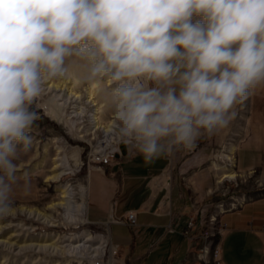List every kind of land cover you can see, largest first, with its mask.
<instances>
[{
    "label": "clouds",
    "instance_id": "clouds-1",
    "mask_svg": "<svg viewBox=\"0 0 264 264\" xmlns=\"http://www.w3.org/2000/svg\"><path fill=\"white\" fill-rule=\"evenodd\" d=\"M73 57L111 82L117 136L150 164L226 128L264 83V0H0V217L31 106Z\"/></svg>",
    "mask_w": 264,
    "mask_h": 264
},
{
    "label": "rangeland",
    "instance_id": "rangeland-1",
    "mask_svg": "<svg viewBox=\"0 0 264 264\" xmlns=\"http://www.w3.org/2000/svg\"><path fill=\"white\" fill-rule=\"evenodd\" d=\"M66 63L69 68L85 62L73 57ZM82 79L83 83H87V78L82 77ZM44 93L45 91H42V95L31 106L38 118L30 131L31 144L27 152L22 153L17 162L19 170L17 182L13 186L12 207L13 209H18L21 206L44 209L52 201L58 200L61 187H68L72 194L73 205H86L87 203L86 216L88 218V201L92 196L91 180L95 173L99 172L94 169L97 168V165L91 161V153L98 149L96 145L103 138L100 135V138L91 142V138L82 137L83 134L79 130L89 127L88 115L93 109L88 107L89 111L81 115L84 117L78 116V118L74 116L73 105L67 104L61 108L60 112L65 117L60 119L47 107V105L53 104L57 109V101H53L51 95ZM252 104L250 94L247 99L236 105L240 112L235 113L226 128L212 135L201 136L190 148H173L170 153L155 159L150 164H145L142 156L130 145L126 147V154H123L124 142L119 140L114 148H120L121 152L101 173L106 177H118V174L124 170L129 176L149 175L147 182L153 180L154 177H161L158 181L151 183V187L155 184L157 189L162 187L163 178H170L169 184L177 181L179 186L186 185L193 201L198 200L200 203L206 204L207 215L215 214L219 207L227 212L234 211L232 209L234 204L240 202L244 204L263 196L264 179L261 182V168L247 170L237 162V167L235 163L234 170L238 176L235 179L227 178L218 183V171L214 169L212 162L224 164L218 159L222 150L231 143L238 147L249 138L252 133L251 114H249ZM84 106L86 105L84 104ZM110 115L105 112L101 118L107 121ZM68 118L76 121L74 129H71L70 124L66 123L65 120ZM86 131H91V128ZM98 132L102 131L98 130L96 135L93 133L90 135L96 137ZM111 133L116 135L117 130ZM58 150H61L59 154L62 157L60 171L63 172V176L59 182H55L48 180V177L52 174L53 159L58 156ZM235 158L237 159L236 154ZM162 161H164L165 169L159 171L163 165ZM242 173L243 177H240L239 175ZM139 182L134 180L135 184ZM209 189H213V192L209 193ZM134 200L127 194L120 197L117 206L119 215L131 208L135 204ZM240 205L242 204H239L238 207ZM190 210L194 213V208ZM90 211L93 218L102 215L98 204L94 201L90 203ZM191 211L187 214L190 215ZM53 215L56 228L28 219L23 215L16 218L10 214L0 217V227L2 228L0 231V264H96L98 258H104L103 264L130 263L123 257L119 248L115 257H112L110 244L105 248V256L104 252L99 256H93L86 252L78 255H60V253L52 252V249L49 248L40 249L36 245L26 246L27 244L52 242L68 244L71 239H76L74 244L78 242L83 244L86 233H92L96 238L101 237L108 243L110 242L106 234V226L96 224L90 216V224L87 222L81 228H76L75 221L67 219L63 210L59 209ZM112 228L115 240L118 234L127 235L128 233L122 227L113 226Z\"/></svg>",
    "mask_w": 264,
    "mask_h": 264
},
{
    "label": "crops",
    "instance_id": "crops-1",
    "mask_svg": "<svg viewBox=\"0 0 264 264\" xmlns=\"http://www.w3.org/2000/svg\"><path fill=\"white\" fill-rule=\"evenodd\" d=\"M202 19L201 16L192 17L193 23ZM251 99L253 104L249 114H251L252 133L240 146L231 143L225 147L218 159L223 163V155L233 149V159L235 154L237 156V159H234L236 167L238 162L247 170L261 168L262 182L264 179V83L257 85L251 92ZM234 111L240 112L238 106H235ZM162 162L159 171L165 169L164 161ZM211 170L213 172L212 167ZM239 176L243 177V173ZM149 177V175L129 176L124 170L118 174V177H106L105 174L96 172L91 180L92 196L88 201V218L86 203L87 222L91 223L90 216L96 224L105 225L111 245L118 246L129 264H199L196 253L202 243L201 229L188 230L187 219L207 205L198 200L193 201L186 185L179 186L177 181L169 184L170 178H163L162 187L157 189L155 184L151 187V183L161 177H154L147 182ZM134 180L140 182L135 184ZM205 183L204 185H207ZM208 192L212 193L213 189H209ZM126 194L132 200L135 199V204L119 215L117 208L119 198ZM91 201L98 204L102 215L92 217ZM239 204L242 205L238 207ZM239 204H234L232 208L235 209L234 211L221 210L227 212L221 217L227 228L222 236L217 237L222 262L223 264H264V194L261 198ZM193 208L194 213L190 210ZM130 211L137 213L136 227L114 221L125 217ZM189 211H191L190 215L187 214ZM113 226L126 229L127 235L118 234L115 240Z\"/></svg>",
    "mask_w": 264,
    "mask_h": 264
},
{
    "label": "bare ground",
    "instance_id": "bare-ground-1",
    "mask_svg": "<svg viewBox=\"0 0 264 264\" xmlns=\"http://www.w3.org/2000/svg\"><path fill=\"white\" fill-rule=\"evenodd\" d=\"M86 66L84 64H77L74 67H69L68 72L66 75L62 77H57V79H48L43 84V91L44 94L51 95V99L53 101H57V109L54 107L53 104L47 105V107L53 112L58 118L62 119L63 114L60 112L61 108L67 106V104H72L74 109V116L83 118L82 114H85L87 108L93 109L88 115L89 120V127L82 128L79 131L83 134L82 137L91 138L92 140H96L97 138L105 139L106 144L108 146H113L117 143L120 139L118 136L114 135L111 132H116V127L113 121V114L112 108L109 102L108 92L110 88L113 86L110 81L106 78L103 79H87V83H83L82 77L86 78ZM42 95V94H41ZM50 102V101H49ZM84 104L86 106H84ZM46 107V109H47ZM47 111V110H46ZM105 112L110 113L111 115L108 117L107 121H104L101 116L105 114ZM52 115V114H51ZM56 117V118H57ZM78 117V118H79ZM67 124H70L71 129H74L76 124L75 120L72 118H68L65 120ZM83 122V121H82ZM91 128V131H86L87 129ZM101 130L102 132H98L97 136L96 131ZM93 135H90L92 134ZM113 134V135H111ZM101 141V140H100ZM99 141L98 149L95 151L103 150V146ZM125 148V145H123ZM234 148V147H233ZM231 149V148H230ZM233 149H231L230 153L223 155L224 164H220L217 162H213V167L217 173L218 183L222 182L224 179H235L238 174L234 170L235 164L234 159L232 157ZM61 150H58V156L53 159L54 167L51 170L52 174L48 177V180H52L55 182H59L63 176V172L60 171V167L62 165V157L59 156ZM66 160V159H65ZM67 162V161H66ZM96 171L103 172L98 170V168H94ZM74 199V198H73ZM61 209L64 211V216L67 219L74 220L75 224H77L76 228H81L85 223H87L85 217V204H76L73 205L72 203V194L68 187H61L60 189V196L57 201H52L48 204V206L44 209H39L35 207H24L21 206L18 209H13L11 214L15 218L19 215H23L28 219L38 221L42 224H45L49 227H55L57 225L54 224V212H58ZM223 212V211H222ZM63 214V213H62ZM21 225V224H20ZM0 227V231H1ZM86 239L83 244L80 242L74 244L73 242L76 239H71L68 244L58 242L52 243H39V244H27L26 246L36 245L40 249H52V252L60 253V255H78L89 253L93 256H99L101 253L104 252V256L106 255L105 248L109 245L111 256L115 257L117 252V248L112 246L111 243L108 241L103 240V238L99 237L96 238L92 233H86ZM75 240V241H74ZM108 243V244H107ZM37 248V247H36ZM51 252V253H52ZM104 258H98L96 264H103Z\"/></svg>",
    "mask_w": 264,
    "mask_h": 264
},
{
    "label": "built area",
    "instance_id": "built-area-1",
    "mask_svg": "<svg viewBox=\"0 0 264 264\" xmlns=\"http://www.w3.org/2000/svg\"><path fill=\"white\" fill-rule=\"evenodd\" d=\"M103 150L93 151L91 153V161L97 165L98 170L103 171L107 165H110L112 160L121 152L120 148H114L108 146L105 139L101 140ZM126 147L129 145L123 143ZM235 210V209H234ZM207 207L200 209L194 216H190L187 219L188 230L200 228L201 246L196 253V260L199 264H223L220 255L219 243L217 241L218 236H222L224 230L227 228V224L223 223L221 217L227 212H221L219 210L215 214L207 215ZM200 216V217H199ZM137 213L130 211L125 217L114 220L119 224H126L130 227L137 226ZM118 249V246L115 245Z\"/></svg>",
    "mask_w": 264,
    "mask_h": 264
},
{
    "label": "water",
    "instance_id": "water-1",
    "mask_svg": "<svg viewBox=\"0 0 264 264\" xmlns=\"http://www.w3.org/2000/svg\"><path fill=\"white\" fill-rule=\"evenodd\" d=\"M126 151H127L126 146H125V148L122 146V152H123V154H126Z\"/></svg>",
    "mask_w": 264,
    "mask_h": 264
}]
</instances>
